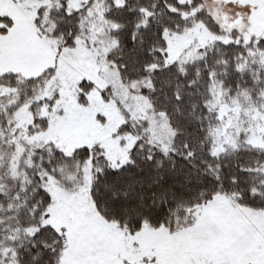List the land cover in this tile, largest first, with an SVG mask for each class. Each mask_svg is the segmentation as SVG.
Returning <instances> with one entry per match:
<instances>
[{
  "label": "trees",
  "instance_id": "trees-1",
  "mask_svg": "<svg viewBox=\"0 0 264 264\" xmlns=\"http://www.w3.org/2000/svg\"><path fill=\"white\" fill-rule=\"evenodd\" d=\"M17 1L23 5L27 0ZM46 1L37 8L33 25L56 43L58 51L74 48L78 39L89 37V22L80 16L103 2L106 29L100 39L106 45L114 43L108 59L115 63L124 82L145 85L144 94L152 107L168 118L175 134L169 150L163 151L149 142L147 133L131 128L138 140L128 152V162L117 168L99 146L68 155L53 144L34 146L30 162L21 159L20 174L12 166L15 144L0 135V264L59 263L61 237L50 226L35 232L31 229L51 206L46 184L66 163L90 161L91 209L101 220L130 232L144 225L176 232L189 226L194 211L216 196L230 198L239 208L264 212L261 153L238 146L213 155V132L221 120L209 108L215 86L225 93L226 100L247 96L256 104L260 101L264 93L263 39L210 44L192 61L166 65V32L181 34L192 24L201 23L210 34H222L200 7L201 0L185 4L178 0H123L121 7L113 0H86L78 11L70 13V0ZM0 22V35H4L12 20L0 17ZM44 75L22 79L6 74L0 76V86L30 91ZM78 87L82 96L91 84L82 81ZM8 99L9 95L0 97V108ZM38 106H32V113ZM33 117L26 135L47 129V119ZM128 130L126 122L117 132Z\"/></svg>",
  "mask_w": 264,
  "mask_h": 264
},
{
  "label": "rangeland",
  "instance_id": "rangeland-1",
  "mask_svg": "<svg viewBox=\"0 0 264 264\" xmlns=\"http://www.w3.org/2000/svg\"><path fill=\"white\" fill-rule=\"evenodd\" d=\"M84 1L70 0L67 12L78 11ZM190 1L178 0L180 4ZM113 2L117 7L123 5V0ZM46 3L27 0L22 5L17 0H0V17L12 20L9 31L0 35V76L30 79L45 73L30 91L0 86V97L9 95L0 108V135L15 144L14 171L21 173V159L30 162L32 147L45 144H53L67 155L99 146L111 165L120 167L128 162V152L138 140L131 128L147 133L150 143L168 151L175 134L168 118L152 107L144 94L145 85L124 82L107 57L114 43L106 45L100 39L106 29L103 2L80 16L89 22V37L78 39L74 48L59 51L33 25L37 8ZM200 7L222 34H210L201 23L181 34L166 32V65L192 61L210 44L264 40V0H201ZM82 81L91 87L81 96L78 85ZM211 97L209 108L221 120L213 132L212 154L251 147L261 153L259 166L264 170V93L257 104L247 96L226 100L215 86ZM35 104L39 106L34 114L31 108ZM33 115L47 119V129L26 135ZM126 122L130 130L118 134ZM90 168L89 160L63 164L46 184L51 206L31 232L50 226L61 237L58 264H264L261 212L239 208L230 198L216 196L194 211L189 226L176 232L146 225L130 232L101 220L91 209Z\"/></svg>",
  "mask_w": 264,
  "mask_h": 264
},
{
  "label": "crops",
  "instance_id": "crops-1",
  "mask_svg": "<svg viewBox=\"0 0 264 264\" xmlns=\"http://www.w3.org/2000/svg\"><path fill=\"white\" fill-rule=\"evenodd\" d=\"M259 214H264V213L261 212V213H259ZM263 217H264V215H263Z\"/></svg>",
  "mask_w": 264,
  "mask_h": 264
}]
</instances>
